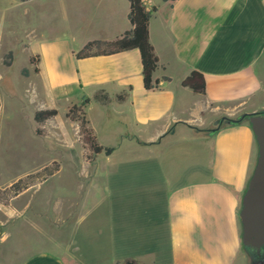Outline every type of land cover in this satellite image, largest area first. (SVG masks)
Segmentation results:
<instances>
[{"label": "crops", "instance_id": "1", "mask_svg": "<svg viewBox=\"0 0 264 264\" xmlns=\"http://www.w3.org/2000/svg\"><path fill=\"white\" fill-rule=\"evenodd\" d=\"M142 2L151 12L148 32L158 58L152 75L159 82L157 89L143 87L138 50L81 60L70 52L71 70L58 71L56 46L48 54L52 69L46 76L47 89L58 82L63 95H76L79 103L89 98L86 118L96 136L103 127L111 131L118 124L113 137L150 152L141 159L139 188L165 193L166 203L143 208L142 243L153 244L152 249L154 244L161 245L165 235L170 244L169 264H250L241 242L239 213L256 164L252 130L247 121L222 124L211 135L196 130H211L221 119L264 111V0ZM54 9L64 32L75 29L87 36L84 44L113 40L131 29L128 0H56ZM41 60L40 56L39 64ZM192 71L203 75V94L182 86ZM100 91L110 102L94 100ZM122 92L127 97L119 103L115 98ZM92 106L99 120L90 117ZM177 146L179 155L160 153ZM198 160L201 168L195 167ZM180 172L188 173L190 179L177 182L183 177ZM196 176L204 179L194 181ZM94 210L78 204L74 209L72 239L76 246L92 243L93 252L86 257L70 249V239L55 246L57 253H22L12 246L11 255L0 264H116L120 259L115 252L129 239L130 228L111 222L105 232L97 220L88 222ZM103 235L105 241L96 248Z\"/></svg>", "mask_w": 264, "mask_h": 264}, {"label": "rangeland", "instance_id": "2", "mask_svg": "<svg viewBox=\"0 0 264 264\" xmlns=\"http://www.w3.org/2000/svg\"><path fill=\"white\" fill-rule=\"evenodd\" d=\"M55 1L0 0V190L8 188L10 181L34 174L45 166L53 163L58 166L53 175L35 182L15 197L0 194V260L11 255L12 246L22 253L52 252L57 249L56 245L69 242L78 204L95 208L88 222L97 220L105 232L111 222L116 227L129 226V239L126 237L121 250L115 252L119 261L135 258L144 263L169 264L170 244L165 235L161 245L154 244L150 249L153 244L142 243L139 234L145 220L143 208L149 203H166L165 193L139 188L141 159L150 152L134 142L113 137V130L120 129L118 124H113L111 131L102 126L99 136L94 133L98 143L113 149L112 152L109 155L102 152L93 163H88L78 131L66 118L69 105L80 104V98L63 95L58 82L51 83L47 89L45 80L52 69L48 54L52 46L57 47L60 55L55 69L71 70L70 52L76 59L75 54L85 45L87 37L75 29L64 32L54 9ZM9 52L12 64L7 67L3 62ZM35 55L42 57L40 64L37 63L39 74L34 73L29 63ZM23 70H27L29 77H23ZM50 108L57 115L44 124H37L34 112ZM88 112L92 119H98L97 108L89 107ZM178 148L159 149L164 155H179ZM203 155L202 151L200 156ZM195 165L201 168L202 161ZM187 174L177 182L188 181ZM202 179L203 176H196L194 181ZM105 238V235L99 237L95 247ZM72 242L73 252L84 257L93 252L90 242L86 246H76L74 239Z\"/></svg>", "mask_w": 264, "mask_h": 264}, {"label": "trees", "instance_id": "3", "mask_svg": "<svg viewBox=\"0 0 264 264\" xmlns=\"http://www.w3.org/2000/svg\"><path fill=\"white\" fill-rule=\"evenodd\" d=\"M22 3H26L30 0H19ZM130 4V11L128 14V20L131 24V29L117 36L113 40H92L87 42L79 52L75 54L77 60L100 56V55H112L129 50H138L141 59L142 67V82L145 90H154L158 88L159 82L153 80L152 75L157 68L158 58L154 52V48L149 42L148 25L151 17V12L147 11L143 5L142 0H128ZM175 1V0H170ZM39 62V56L35 55L30 58L29 63L34 67V73L39 72L37 63ZM4 65L9 67L12 64V53L9 52L4 59ZM23 76H27V70L22 71ZM168 81V78L164 79ZM182 86L190 88L194 93L203 94L205 91V81L203 75L197 71H192L190 75L183 80ZM127 97V92H122L116 96V101L121 103ZM94 100L106 104L110 102V98L104 92H97L94 96ZM90 102L89 98H83L80 104H72L67 108L66 118L70 122L75 123L78 128V136L86 150L85 159L88 163H93L95 159L105 152L109 155L113 149L105 148L100 145L94 134L93 129L89 125V121L86 118L84 106ZM264 112V111H263ZM57 115V111L53 108L37 110L34 113V121L37 124H44L48 120L54 118ZM239 118V117H238ZM245 121V120H244ZM220 120L216 123L215 127H220L222 124L236 125L240 122H231L225 118L219 125ZM196 132H202L207 135H211L210 130H196ZM57 164L53 163V166H45L40 171L34 174H28L24 178H19L12 183L8 188L0 190V194L3 196L15 197L35 182L44 181L57 171ZM2 196H0V199ZM247 254L250 264H254L257 260V256L248 247H243ZM116 264H141L139 261L128 258L123 261H118Z\"/></svg>", "mask_w": 264, "mask_h": 264}, {"label": "water", "instance_id": "4", "mask_svg": "<svg viewBox=\"0 0 264 264\" xmlns=\"http://www.w3.org/2000/svg\"><path fill=\"white\" fill-rule=\"evenodd\" d=\"M227 120L229 123L247 121L256 142V164L241 199L239 218L243 247H248L258 257L259 261L254 264H264V112ZM217 129L210 131L214 133Z\"/></svg>", "mask_w": 264, "mask_h": 264}, {"label": "flooded vegetation", "instance_id": "5", "mask_svg": "<svg viewBox=\"0 0 264 264\" xmlns=\"http://www.w3.org/2000/svg\"><path fill=\"white\" fill-rule=\"evenodd\" d=\"M258 261H259V259H258V257H257V260H256V262H258ZM256 262H255V263H256Z\"/></svg>", "mask_w": 264, "mask_h": 264}]
</instances>
